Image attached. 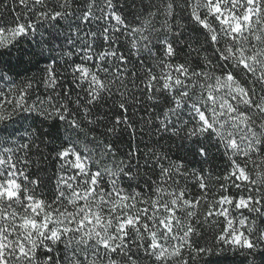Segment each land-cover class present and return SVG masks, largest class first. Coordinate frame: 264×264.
I'll return each mask as SVG.
<instances>
[{
    "label": "snow or ice",
    "instance_id": "obj_1",
    "mask_svg": "<svg viewBox=\"0 0 264 264\" xmlns=\"http://www.w3.org/2000/svg\"><path fill=\"white\" fill-rule=\"evenodd\" d=\"M0 264H264V0H0Z\"/></svg>",
    "mask_w": 264,
    "mask_h": 264
},
{
    "label": "trees",
    "instance_id": "obj_2",
    "mask_svg": "<svg viewBox=\"0 0 264 264\" xmlns=\"http://www.w3.org/2000/svg\"><path fill=\"white\" fill-rule=\"evenodd\" d=\"M129 4L132 3V0H128ZM137 3H139V0H137ZM74 59H76L74 57ZM145 140H147V137H145ZM137 142H140L139 141V137L137 138ZM131 142L129 141V138H128V134L127 132H124L123 134H121L118 138H116V144L117 146L119 147V153L118 155L122 156L127 150H128V146ZM173 143L172 141H166L165 142V146L167 147L168 144H171ZM176 143L178 144L179 142L176 141ZM142 143H141V147H142ZM173 155H184V152L183 151H179L177 148H173ZM226 164V161L222 158H220L218 155H217V158L216 160L214 161V166L217 167L218 169H223V167L225 166ZM197 167H199V165H197ZM40 169L42 170L41 171V175L45 176V177H48L51 175V172H52V167L50 164H47V163H42L40 164ZM203 242V241H202ZM239 259H243L242 257L239 258Z\"/></svg>",
    "mask_w": 264,
    "mask_h": 264
}]
</instances>
